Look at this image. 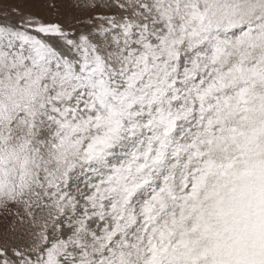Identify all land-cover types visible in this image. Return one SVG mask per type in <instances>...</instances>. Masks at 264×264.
Masks as SVG:
<instances>
[{
    "label": "snow or ice",
    "instance_id": "snow-or-ice-1",
    "mask_svg": "<svg viewBox=\"0 0 264 264\" xmlns=\"http://www.w3.org/2000/svg\"><path fill=\"white\" fill-rule=\"evenodd\" d=\"M0 0V264H264V0Z\"/></svg>",
    "mask_w": 264,
    "mask_h": 264
},
{
    "label": "rangeland",
    "instance_id": "rangeland-1",
    "mask_svg": "<svg viewBox=\"0 0 264 264\" xmlns=\"http://www.w3.org/2000/svg\"><path fill=\"white\" fill-rule=\"evenodd\" d=\"M13 6H19L22 10L28 11L30 5L26 0H12ZM35 14L42 15L45 19H67L68 22H71L76 17H83L86 15L82 11L75 9L71 6V0H63L60 4V12L54 13L52 9L42 8V9H32Z\"/></svg>",
    "mask_w": 264,
    "mask_h": 264
}]
</instances>
